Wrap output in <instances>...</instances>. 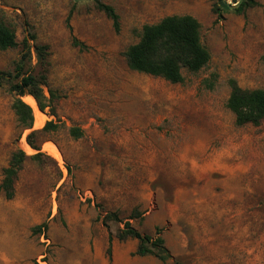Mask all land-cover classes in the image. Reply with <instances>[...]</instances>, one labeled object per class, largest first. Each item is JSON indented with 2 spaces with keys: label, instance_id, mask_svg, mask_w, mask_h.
Wrapping results in <instances>:
<instances>
[{
  "label": "rangeland",
  "instance_id": "obj_1",
  "mask_svg": "<svg viewBox=\"0 0 264 264\" xmlns=\"http://www.w3.org/2000/svg\"><path fill=\"white\" fill-rule=\"evenodd\" d=\"M221 1L230 5L0 0L18 42L0 50V75L13 72L24 39L48 46L45 91L57 103L56 117L37 106L42 126L29 105L34 124L22 130L0 79V184L13 152L27 156L14 198L0 191V264H264V122L237 126L226 107L230 80L264 89V0L241 14ZM98 3L114 9L119 32ZM174 15L198 20L208 65L184 70L180 84L130 70L125 52L143 26ZM25 71L42 73L34 52ZM49 121L57 129L41 132ZM32 131L38 151L26 141ZM126 222L160 236L173 259L134 255L138 242L116 237Z\"/></svg>",
  "mask_w": 264,
  "mask_h": 264
},
{
  "label": "trees",
  "instance_id": "obj_2",
  "mask_svg": "<svg viewBox=\"0 0 264 264\" xmlns=\"http://www.w3.org/2000/svg\"><path fill=\"white\" fill-rule=\"evenodd\" d=\"M231 4L223 1L220 7L224 12L237 14L249 7L256 5L251 0H229ZM234 4H237L234 6ZM97 7L112 21L114 30L119 32V17L111 6L98 3ZM218 11V9H214ZM31 39H34L31 36ZM75 45L83 44L74 40ZM18 46L16 31L8 25L0 15V50L5 51ZM48 46H30L26 39L22 43V54L15 62L13 72L2 73L1 80L10 83V92L14 95L12 109L17 118L18 127L22 130L32 129L34 115L31 107L22 98L31 96L37 103L41 112L48 109L49 116L56 117V100L54 93L45 87L47 85L45 70ZM32 52L35 53L37 63L42 68V73L35 74L33 71L26 72L25 64L31 61ZM127 66L130 70L145 75L161 78L171 84H180L184 81L183 71L198 73L210 62V53L201 41V25L192 16H168L158 23L144 25L139 41L128 47L125 52ZM210 85V84H209ZM230 94L226 102L227 109L234 115L235 124L244 126L251 124L259 126L264 122V89H243L235 80L229 81ZM53 121H49L42 128L41 132L50 133L57 129ZM70 135L81 138L83 132L79 128H70ZM37 132L32 131L27 135V144L33 150H39L33 142ZM37 156L39 154H36ZM27 156L21 150L13 152L8 166L3 170V179L0 184V191L3 192L7 200L15 196V182L22 169ZM118 221L115 214H107L104 221ZM46 227V224L37 227ZM119 241L134 239L138 242L134 255L139 257L155 256L161 262L173 259L166 248L164 240L157 236L152 238L148 235L140 234L132 228L128 222L119 229L116 235ZM111 236L107 253L111 260ZM174 264H180L175 260Z\"/></svg>",
  "mask_w": 264,
  "mask_h": 264
},
{
  "label": "bare ground",
  "instance_id": "obj_3",
  "mask_svg": "<svg viewBox=\"0 0 264 264\" xmlns=\"http://www.w3.org/2000/svg\"><path fill=\"white\" fill-rule=\"evenodd\" d=\"M25 102L30 105L31 107L34 108L35 112H36V118L38 121V126H42L44 123V115L37 109V105L35 100L33 99V97L29 96ZM49 151L51 152V154H53V156H55L58 160H61V154L59 152V150L55 147V146H50Z\"/></svg>",
  "mask_w": 264,
  "mask_h": 264
},
{
  "label": "built area",
  "instance_id": "obj_4",
  "mask_svg": "<svg viewBox=\"0 0 264 264\" xmlns=\"http://www.w3.org/2000/svg\"><path fill=\"white\" fill-rule=\"evenodd\" d=\"M229 2H230V1H229ZM230 4H231V2H230ZM235 5H237V4H234V6H235Z\"/></svg>",
  "mask_w": 264,
  "mask_h": 264
}]
</instances>
